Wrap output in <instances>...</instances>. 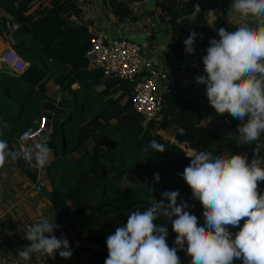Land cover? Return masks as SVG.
I'll list each match as a JSON object with an SVG mask.
<instances>
[{
  "label": "trees",
  "instance_id": "16d2710c",
  "mask_svg": "<svg viewBox=\"0 0 264 264\" xmlns=\"http://www.w3.org/2000/svg\"><path fill=\"white\" fill-rule=\"evenodd\" d=\"M103 2L119 22L128 19L133 24L138 18L132 5H145V0ZM197 4L200 11L195 19H187ZM155 7L160 24L169 28V48L179 60L191 32L197 33L194 48L202 50L199 61L203 63L209 41L219 39L218 29L235 30L219 20L216 31L209 29L206 9L199 0H156ZM80 12L74 0H0V37H10L12 49L29 63L19 77L0 71V138L11 147L16 138L35 128L34 121L42 113L49 115L48 146L54 159L44 170L52 209L68 228L108 253L107 237L126 225L132 211H143L155 201L168 203L161 195L165 191L178 190L177 204L186 202L190 205L187 211L203 219V206L193 199L181 175L190 164L188 151L216 154L214 146L221 140L234 154L240 152L236 140H225L204 127L197 100H188L187 93L164 92L160 122L145 123L133 109L130 86L104 77L101 70L89 69L86 53L96 34L85 25L74 24L71 18ZM181 17L185 19L177 23ZM50 81L60 90L58 101L47 96ZM8 99L16 103L15 110L8 108ZM241 123L236 119L229 124ZM157 131L172 133L176 144ZM153 139L164 144L166 151H145ZM17 162L22 174L36 182L38 171H31L21 159ZM123 181L128 188L121 186ZM258 190L264 193V181L258 183ZM157 225L167 226V243L175 246L177 234L171 222L160 217ZM242 226L243 221L229 230ZM177 254L185 264L186 250Z\"/></svg>",
  "mask_w": 264,
  "mask_h": 264
},
{
  "label": "clouds",
  "instance_id": "9594fccd",
  "mask_svg": "<svg viewBox=\"0 0 264 264\" xmlns=\"http://www.w3.org/2000/svg\"><path fill=\"white\" fill-rule=\"evenodd\" d=\"M194 9L187 19H195L199 5ZM231 9L238 16V25L234 31L219 28V39L209 41L202 58L205 74L196 77V82L206 86L209 104L218 114L228 113L242 122L238 143H257L264 133V0H234ZM196 38L193 31L184 40L187 53H194ZM30 139L29 132L23 133L17 151L0 138V168L19 159L32 167L46 166L52 153L48 137L42 136L35 144H29ZM259 149L257 143L251 161L240 154L190 151V164L181 175L193 199L202 204L203 219L190 214L186 202L177 204L178 190L165 191L161 195L168 203L155 201L143 211H132L126 225L107 237L104 264H181L180 250H186L190 264H233L234 259L264 264V193L258 190V183L264 181V156ZM145 151L163 153L166 148L153 139ZM154 175L158 181L159 174ZM160 217L167 218L177 234L173 247L167 243V226L157 225ZM241 221L243 226L233 235L229 227H237ZM58 227L48 217L27 225L25 238L31 243L19 256L27 260L37 253L55 259L59 252L60 257L70 258L68 239L54 234Z\"/></svg>",
  "mask_w": 264,
  "mask_h": 264
},
{
  "label": "crops",
  "instance_id": "0c3cea01",
  "mask_svg": "<svg viewBox=\"0 0 264 264\" xmlns=\"http://www.w3.org/2000/svg\"><path fill=\"white\" fill-rule=\"evenodd\" d=\"M80 9L79 17H72V21L76 25H85L92 33H104L108 36L124 37L125 35H135L141 32L149 33L150 40L147 45H143L142 58L151 60L153 64L163 69L167 75V79L159 83V90L162 92H181L187 93L188 100H197L199 105V115L205 113L202 117V123L206 129L217 133L225 140H236V146L240 155L254 158L257 143L260 145L259 155L264 156V133L260 140L256 143H238V126L230 127L232 121L237 118L230 114H218L209 104L206 96V86L196 82V77L204 75V65L199 61L202 54L200 48H194V53L189 54L186 51L182 60L175 57L169 48L170 31L169 28L163 26L165 33V45L157 46L155 44V35L148 20L143 15L145 5L137 3L132 5L134 14L138 21L133 24L130 20L119 22L105 6L103 0H74ZM206 9L205 23L207 27L213 31L215 22L221 21L234 28L238 25V16L231 9L234 0H199ZM155 7V11L157 12ZM132 28L134 31L132 32ZM12 39L10 37H0V54L6 48L11 47ZM8 71V68L0 63V71ZM9 72V71H8ZM47 96L52 101H58L61 93L51 81L47 83ZM40 118L49 116L42 113ZM53 117V116H52ZM230 123V124H229ZM51 126L47 127L45 136L49 133ZM158 135L176 144L172 133L162 131L156 132ZM40 140H36L29 144H35ZM223 141H217L216 154L228 155L234 154L233 148L226 144H220ZM184 148L183 145H180ZM213 151V150H212ZM190 151H188L189 153ZM214 152V151H213ZM53 153L50 156V164L53 161ZM23 163L33 170L38 171V179L45 181L46 187L40 193L33 190L35 182H31L19 169L18 162H9L4 168H0V259L6 264H104L108 253L101 251L98 247L89 242L85 236L77 235L75 231L59 219L54 213L50 202L49 181L45 178V167H32L28 162L21 159ZM42 169L44 171H42ZM43 217L50 220L55 219V223L59 226L54 234L57 238L63 235L69 241L72 255L68 259L59 256L56 253L55 259L47 257L46 254L33 253L30 259L25 260L19 256V252L26 245H30V241L25 238L26 226L33 224ZM48 235V234H45ZM191 257L186 256L185 264H190ZM233 264H243L242 260L234 259Z\"/></svg>",
  "mask_w": 264,
  "mask_h": 264
},
{
  "label": "built area",
  "instance_id": "2783aa9c",
  "mask_svg": "<svg viewBox=\"0 0 264 264\" xmlns=\"http://www.w3.org/2000/svg\"><path fill=\"white\" fill-rule=\"evenodd\" d=\"M185 1V0H182ZM134 29L132 28V32ZM86 53L89 69L101 70L104 77L117 78L131 87V104L135 112L142 116L145 123H159L162 92L159 83L167 79L165 71L153 64L151 60L142 58L143 45L131 42L124 37L110 40L104 33H95ZM150 36L149 33H146ZM0 63L16 77L21 76L29 67V63L21 59L12 47L0 54ZM205 117V113H201ZM35 128L28 129L31 139L28 143L40 140L47 130L45 117L34 121ZM14 150L20 151L19 139L11 144ZM46 187L45 181L38 179L33 190L40 193ZM238 230H231L233 235ZM0 238V245H1ZM0 264H6L0 259Z\"/></svg>",
  "mask_w": 264,
  "mask_h": 264
},
{
  "label": "water",
  "instance_id": "95a60500",
  "mask_svg": "<svg viewBox=\"0 0 264 264\" xmlns=\"http://www.w3.org/2000/svg\"><path fill=\"white\" fill-rule=\"evenodd\" d=\"M156 0H145V6L143 8V15L148 20L149 25L151 26L153 33L155 35V44L157 46H164L165 45V33L164 28L160 24L156 11ZM110 40L117 39L116 36H108ZM125 39L137 43L139 45H147L150 37L146 35V33L141 32L135 35H125Z\"/></svg>",
  "mask_w": 264,
  "mask_h": 264
},
{
  "label": "rangeland",
  "instance_id": "374dc122",
  "mask_svg": "<svg viewBox=\"0 0 264 264\" xmlns=\"http://www.w3.org/2000/svg\"><path fill=\"white\" fill-rule=\"evenodd\" d=\"M2 66H4V65H2ZM6 103H7V105H8V108H9L11 111H13V110L16 109V103L14 102V100L8 99ZM43 136H45V134H44ZM42 171H44V170L42 169ZM42 174L45 175L44 172H42ZM45 178L47 179L46 175H45ZM47 180H48V179H47ZM48 181H49V180H48ZM121 186H122L123 188H124V187H127V188H128L127 181H123V182L121 183Z\"/></svg>",
  "mask_w": 264,
  "mask_h": 264
}]
</instances>
